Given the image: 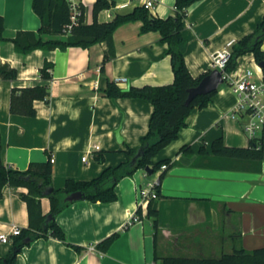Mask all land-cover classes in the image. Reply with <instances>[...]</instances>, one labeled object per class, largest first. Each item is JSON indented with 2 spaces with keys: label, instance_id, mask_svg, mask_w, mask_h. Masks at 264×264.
<instances>
[{
  "label": "crops",
  "instance_id": "crops-1",
  "mask_svg": "<svg viewBox=\"0 0 264 264\" xmlns=\"http://www.w3.org/2000/svg\"><path fill=\"white\" fill-rule=\"evenodd\" d=\"M175 1L160 4V17L172 15ZM82 2L84 23H92L94 2L92 15ZM136 6L116 11L104 8L97 20H112L117 13ZM0 15L5 27V39H0V65L14 66L18 72L14 80L0 77L2 161L24 171L30 162L51 157L53 185L62 188L67 178L89 180L125 160L124 150L139 146L147 133L154 107L141 98H110L105 89L108 81H116L122 88L173 82L169 46L161 41L160 32H141L142 22L136 20L118 26L112 37L88 47L37 48L23 54L16 51L12 38L20 30L39 28L40 18L32 0H0ZM263 15L264 0H197L191 4L178 46L191 74L198 77L210 70L213 54L227 40L238 41L252 32ZM63 37L66 34L44 35L45 39ZM252 57L251 53L240 56L237 65L243 62L258 70L257 63L250 61ZM45 61L53 63L48 80L40 71ZM123 77L127 81H122ZM38 84H46L49 95L46 100L34 101L36 114L12 113V89ZM235 103L229 83L219 86L209 104L194 107L177 138L154 157L155 161L169 160L160 194L154 199L159 223L156 243L153 217L147 214V207L141 218H135L140 201L137 185L158 182L161 170L152 178L145 169H139L118 182L117 200H74L57 215L68 241L81 246L80 251L61 239L39 236L23 247L16 264H161L155 254L220 257L235 248L264 246V130L259 133L263 149L260 170L256 160L225 159L216 156L212 148L220 137L227 146H249L244 130L249 116L233 111ZM183 146L190 148L183 151ZM100 151L105 155L103 162L95 158ZM27 190L25 186L3 188L0 231L10 232L15 225L28 227L27 202L21 196ZM50 208L49 197L41 198L43 214ZM115 231L122 233L107 251L97 247ZM13 238L0 243V257L12 249Z\"/></svg>",
  "mask_w": 264,
  "mask_h": 264
},
{
  "label": "trees",
  "instance_id": "trees-1",
  "mask_svg": "<svg viewBox=\"0 0 264 264\" xmlns=\"http://www.w3.org/2000/svg\"><path fill=\"white\" fill-rule=\"evenodd\" d=\"M197 0H176L175 14L167 17H154L143 6H136L132 11L117 13L114 19L99 22L97 15L104 8L111 7L115 0H96L93 4L94 21L86 24L81 17V23L76 25L69 33H65V26L70 22L71 9L67 0H32V8L40 18V26L36 31L20 30L14 35L12 41L17 52L27 54L37 48L53 50L56 48L65 49L68 46L88 47L94 43L112 37L115 29L127 22L140 20L142 22L141 32L150 30L159 31L161 41L168 43L167 54L170 56L174 80L169 84L142 86L129 85L126 88L120 87L116 81H108L105 93L110 98H141L153 104V111L150 116L149 129L141 138L137 147H127L124 150L126 159L117 165L106 167L100 175L89 179L79 180L67 178L62 188L53 185V163L51 157L46 161H32L26 170H18L9 167L0 157V195L6 185L27 187V192H21V196L27 202L29 225L22 228L21 233L14 236L12 249L3 257H0V264H16L17 255L23 247L39 236L55 237L65 241L77 250L81 246L69 242L67 234L62 226L56 221L57 215L71 202L65 197L75 191L84 193V199L93 202H113L118 199L116 186L126 176H133L139 169L150 166L153 173L161 170L163 164L169 167V160L162 159L155 161L154 157L166 145L177 138L179 131L186 126V119L194 107L203 108L209 104L212 96L217 90L208 94L195 97L190 104L186 105L188 89L196 86L200 80L207 75L211 69L194 77L185 61L184 53L178 48L182 41L183 20L188 7ZM84 10V7H83ZM4 19L0 15V39H5ZM48 34H66L63 38L45 39ZM264 15L256 28L240 38L232 47V56L226 67L227 71L237 66V59L247 53L253 54L258 63L264 61ZM44 67L40 69L44 79L51 78L53 63L45 61ZM18 75L17 69L10 65H0V77L15 79ZM49 90L46 84L13 88L11 93L10 110L12 113H19L34 116L36 99H47ZM190 146H183L186 151ZM213 152L216 156L225 159L249 160L257 163V170L261 169L263 160V149L257 147L255 140L250 141L247 147L227 146L220 137L214 140ZM95 158L103 162L104 152L95 154ZM167 168L162 169L159 180L155 185L157 194H160V184L167 173ZM148 174V173H147ZM149 175V174H148ZM49 197L51 208L48 214H43L41 209V198ZM143 210L139 206L136 215L142 217ZM147 214L152 218L154 227V241L157 242L159 223L158 210L154 206V199H150L147 205ZM48 215L52 218L48 219ZM129 224L125 225V228ZM115 231L105 237L97 244L102 251H107L111 244L120 235ZM161 260V264H264V246L246 250L243 247L235 248L231 252L223 253L220 257L184 256L170 255L159 257L155 254V260Z\"/></svg>",
  "mask_w": 264,
  "mask_h": 264
},
{
  "label": "built area",
  "instance_id": "built-area-1",
  "mask_svg": "<svg viewBox=\"0 0 264 264\" xmlns=\"http://www.w3.org/2000/svg\"><path fill=\"white\" fill-rule=\"evenodd\" d=\"M71 9L70 22L65 26V33L69 34L73 28L81 23V17L84 15L82 0H67ZM164 0H127L124 2L114 3L110 8L113 10H120L128 7L129 5L137 4V6H143L154 17H160L158 7ZM176 6L173 5L172 14H175ZM84 22V19H83ZM237 40L234 38L226 41L224 47L215 52L210 61V69H219L223 73L225 82L229 83L230 88L236 95V103L233 107L235 112L247 113L249 118L244 123V130L247 133L250 141L255 140L257 147L262 146L259 133L264 130V70L257 64V68L254 66L248 67L240 62L233 70L227 71L226 67L232 56V47ZM253 56L250 60L255 62ZM260 71V72H259ZM122 81H127L126 77L121 78ZM98 148V146H95ZM83 159H87V155L83 156ZM54 161L53 158H51ZM167 164L161 166V170L167 168ZM146 175L147 172L145 173ZM157 182H148L145 187L137 185L138 194L140 197L139 206L142 210L146 209L150 199L157 198L158 194L155 189ZM135 218L139 216L135 215ZM23 230L20 226L15 225L10 232L0 231V243H9L12 241V236H16Z\"/></svg>",
  "mask_w": 264,
  "mask_h": 264
},
{
  "label": "water",
  "instance_id": "water-1",
  "mask_svg": "<svg viewBox=\"0 0 264 264\" xmlns=\"http://www.w3.org/2000/svg\"><path fill=\"white\" fill-rule=\"evenodd\" d=\"M257 64L264 70V61H261V62L258 61ZM222 73L223 72L219 69H212L207 75H205L200 80V82L196 86L189 88L187 98L185 100V104L186 105L190 104L191 101L195 97H197L198 95L208 94V92L211 93V92L217 90L219 88V86L225 82ZM116 134H118L117 137H119L120 129H117ZM144 169L149 175L153 174L154 168H152L150 166H146ZM84 196L85 195L83 192L75 191V192L68 194L65 197V200L68 202H74V200L77 201V200L84 199ZM47 218L51 219L52 216L48 215Z\"/></svg>",
  "mask_w": 264,
  "mask_h": 264
},
{
  "label": "rangeland",
  "instance_id": "rangeland-1",
  "mask_svg": "<svg viewBox=\"0 0 264 264\" xmlns=\"http://www.w3.org/2000/svg\"><path fill=\"white\" fill-rule=\"evenodd\" d=\"M83 1L86 5L87 11L92 15V4H93L94 0H83ZM171 5L173 6V4H171ZM171 12H172V10H171ZM160 16H162L161 13H160ZM220 86L226 87V82L222 83ZM155 176H156V172L151 175L152 178H154Z\"/></svg>",
  "mask_w": 264,
  "mask_h": 264
}]
</instances>
